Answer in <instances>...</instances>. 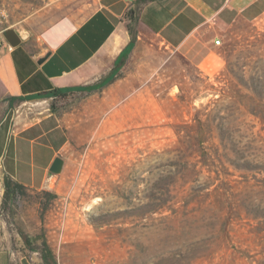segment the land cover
<instances>
[{
    "label": "rangeland",
    "instance_id": "1",
    "mask_svg": "<svg viewBox=\"0 0 264 264\" xmlns=\"http://www.w3.org/2000/svg\"><path fill=\"white\" fill-rule=\"evenodd\" d=\"M17 1L43 0L0 10ZM220 55L201 67L156 45L131 55L126 84L16 110L55 112L69 142L49 187L6 201L0 168V249L34 264L46 244L57 264H264V16Z\"/></svg>",
    "mask_w": 264,
    "mask_h": 264
},
{
    "label": "crops",
    "instance_id": "2",
    "mask_svg": "<svg viewBox=\"0 0 264 264\" xmlns=\"http://www.w3.org/2000/svg\"><path fill=\"white\" fill-rule=\"evenodd\" d=\"M13 4L0 23V168L28 187H49L62 177L50 166L69 135L55 112L39 116L25 107L18 113L22 105L106 80L126 84L119 74L131 55L156 45L209 66L221 57L227 32L264 16V0H43L26 9ZM8 29L19 38L12 49ZM7 141L12 149L5 156ZM33 257L0 249V264H34Z\"/></svg>",
    "mask_w": 264,
    "mask_h": 264
},
{
    "label": "trees",
    "instance_id": "3",
    "mask_svg": "<svg viewBox=\"0 0 264 264\" xmlns=\"http://www.w3.org/2000/svg\"><path fill=\"white\" fill-rule=\"evenodd\" d=\"M55 95H58L57 90L54 92ZM61 97L67 96L66 93L59 94ZM4 200L7 201L9 197L15 196L16 192L20 190L22 193H25L27 189H34L33 187H28L18 180H14L10 177H5L4 179ZM55 194V193H54ZM46 250H44L43 262L44 264H57L56 257L53 255L52 250L46 244Z\"/></svg>",
    "mask_w": 264,
    "mask_h": 264
},
{
    "label": "water",
    "instance_id": "4",
    "mask_svg": "<svg viewBox=\"0 0 264 264\" xmlns=\"http://www.w3.org/2000/svg\"><path fill=\"white\" fill-rule=\"evenodd\" d=\"M5 37L10 42L11 45H16L19 43V38L13 29L6 30ZM63 163H64V159L62 157L60 156L56 157L50 166L51 171L60 172Z\"/></svg>",
    "mask_w": 264,
    "mask_h": 264
},
{
    "label": "built area",
    "instance_id": "5",
    "mask_svg": "<svg viewBox=\"0 0 264 264\" xmlns=\"http://www.w3.org/2000/svg\"><path fill=\"white\" fill-rule=\"evenodd\" d=\"M3 17H4V12L2 10H0V22L3 20ZM0 35H1V30H0ZM3 43H4L3 39L0 36V47L3 45ZM216 43H220V40H217ZM7 46L9 49L13 48V45H11L10 43H8Z\"/></svg>",
    "mask_w": 264,
    "mask_h": 264
}]
</instances>
